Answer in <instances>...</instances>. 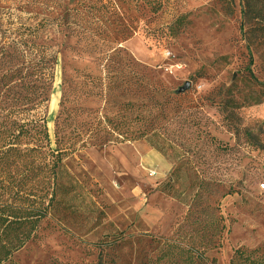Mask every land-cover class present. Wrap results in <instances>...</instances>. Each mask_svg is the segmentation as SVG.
<instances>
[{
	"label": "rangeland",
	"instance_id": "1",
	"mask_svg": "<svg viewBox=\"0 0 264 264\" xmlns=\"http://www.w3.org/2000/svg\"><path fill=\"white\" fill-rule=\"evenodd\" d=\"M76 1L0 0V21H22L28 4L52 21ZM111 1L119 27L109 42L79 43L56 22L42 36L57 52L51 147L69 80L79 94L72 107L86 115L76 126L164 108V152L151 135L75 152L65 160V193L5 264H186L180 250H191L192 264H264V0ZM107 53L120 80L101 99ZM77 76L88 78L84 88ZM128 102L132 111L121 107Z\"/></svg>",
	"mask_w": 264,
	"mask_h": 264
},
{
	"label": "trees",
	"instance_id": "2",
	"mask_svg": "<svg viewBox=\"0 0 264 264\" xmlns=\"http://www.w3.org/2000/svg\"><path fill=\"white\" fill-rule=\"evenodd\" d=\"M52 1L44 0L46 4ZM113 4L111 0H77L52 21L38 20L35 9L28 4L23 8L22 21L14 15L10 21H0V264L9 262L15 252L35 238L49 207L64 192L65 160L75 152L91 147L105 149L148 135L162 139L163 143H157L155 149L164 152L167 133L164 108L146 104L143 114L129 121L103 117L76 126V118L86 115L82 109L72 107L79 94L70 87L69 80L62 83L59 111L54 120L55 149L51 147L47 118L57 52L42 41V36L48 23L56 22L55 27L77 38L79 43L109 42L110 28L119 27L118 8ZM113 59L107 53L109 65L103 69V76L96 78L100 83L103 81L94 95L101 99L120 80L118 74L108 70ZM76 78L81 82L75 85L84 88L88 78ZM82 94L86 95V91ZM134 106L128 102L121 107L132 111ZM132 122H140L142 130L129 131ZM206 184L207 181L198 184L195 197ZM180 252L186 254V264H192L191 250ZM199 257L204 262V257Z\"/></svg>",
	"mask_w": 264,
	"mask_h": 264
},
{
	"label": "water",
	"instance_id": "3",
	"mask_svg": "<svg viewBox=\"0 0 264 264\" xmlns=\"http://www.w3.org/2000/svg\"><path fill=\"white\" fill-rule=\"evenodd\" d=\"M189 87H190V83L189 82H186L183 87H181L180 89H178L177 92L179 94H181V93L185 92L186 90H188Z\"/></svg>",
	"mask_w": 264,
	"mask_h": 264
},
{
	"label": "crops",
	"instance_id": "4",
	"mask_svg": "<svg viewBox=\"0 0 264 264\" xmlns=\"http://www.w3.org/2000/svg\"><path fill=\"white\" fill-rule=\"evenodd\" d=\"M156 155H157V154H155V153L152 152V154L148 155L147 158H148L149 160L152 159V160L158 161L159 159H158V157H157Z\"/></svg>",
	"mask_w": 264,
	"mask_h": 264
},
{
	"label": "built area",
	"instance_id": "5",
	"mask_svg": "<svg viewBox=\"0 0 264 264\" xmlns=\"http://www.w3.org/2000/svg\"><path fill=\"white\" fill-rule=\"evenodd\" d=\"M261 188H263V189H264V185H262V186H261Z\"/></svg>",
	"mask_w": 264,
	"mask_h": 264
},
{
	"label": "bare ground",
	"instance_id": "6",
	"mask_svg": "<svg viewBox=\"0 0 264 264\" xmlns=\"http://www.w3.org/2000/svg\"><path fill=\"white\" fill-rule=\"evenodd\" d=\"M50 127H52V124H50Z\"/></svg>",
	"mask_w": 264,
	"mask_h": 264
}]
</instances>
